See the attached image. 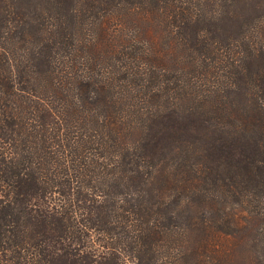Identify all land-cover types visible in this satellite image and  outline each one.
<instances>
[{"label": "trees", "instance_id": "16d2710c", "mask_svg": "<svg viewBox=\"0 0 264 264\" xmlns=\"http://www.w3.org/2000/svg\"><path fill=\"white\" fill-rule=\"evenodd\" d=\"M0 264H264V0H0Z\"/></svg>", "mask_w": 264, "mask_h": 264}]
</instances>
